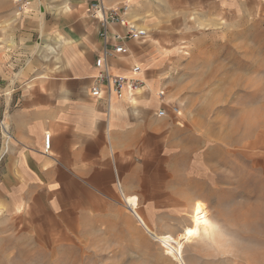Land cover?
Here are the masks:
<instances>
[{"label": "crops", "instance_id": "0c3cea01", "mask_svg": "<svg viewBox=\"0 0 264 264\" xmlns=\"http://www.w3.org/2000/svg\"><path fill=\"white\" fill-rule=\"evenodd\" d=\"M92 1L27 0L28 10L19 12L13 0H0V91L11 96L14 136L1 161V205L4 211L61 221L67 229L88 227L99 217L115 221L127 238L141 227L155 239L181 240L188 264H208L205 219L201 236L186 241L182 235L194 222L199 200H208L201 187L214 186L215 174L208 159L172 151L176 140L168 125L174 116L157 114L168 104L159 96L162 52L147 45L148 31L144 39L128 41L127 51L110 59L108 69L137 76L145 86L124 87L121 98L105 86L102 98H95V61L103 40L100 22L86 12ZM144 1L105 0L109 6L129 4V18L151 30L141 18ZM193 2L229 11L248 4ZM175 4L183 6V0ZM111 31L125 28L114 24ZM136 64L142 66L139 74L131 70Z\"/></svg>", "mask_w": 264, "mask_h": 264}, {"label": "rangeland", "instance_id": "374dc122", "mask_svg": "<svg viewBox=\"0 0 264 264\" xmlns=\"http://www.w3.org/2000/svg\"><path fill=\"white\" fill-rule=\"evenodd\" d=\"M175 1L145 0L141 18L162 52L167 108L181 110L168 125L172 151L208 159L215 174L199 200L208 264H264V0L230 11ZM5 208L0 198V264H180L141 227L127 238L109 218L67 229Z\"/></svg>", "mask_w": 264, "mask_h": 264}, {"label": "built area", "instance_id": "2783aa9c", "mask_svg": "<svg viewBox=\"0 0 264 264\" xmlns=\"http://www.w3.org/2000/svg\"><path fill=\"white\" fill-rule=\"evenodd\" d=\"M13 2L17 5L19 12L28 10L27 0H13ZM130 11L131 6L129 4L109 6L105 0H94L87 7V14L100 22L99 34L103 40L102 53L95 61V65L99 69L92 90V95L95 98H102L105 86L108 87L109 91H114L119 98L123 96L124 87H127L130 91H136L145 86V82L137 76L129 78L122 75H113L108 69L110 59L127 51L126 44L128 41L144 39L147 36V30L129 18ZM114 24L123 26L125 32H112L111 26ZM131 70L133 74H139L142 72V66L136 64ZM159 96L164 98L165 91H161ZM157 114L158 116L180 115L181 110L179 106L172 105L170 109L167 106L163 107ZM10 116L11 96L8 91H0V161L10 151L14 139ZM45 147L47 150L50 148V135L48 134L45 137Z\"/></svg>", "mask_w": 264, "mask_h": 264}, {"label": "bare ground", "instance_id": "6f19581e", "mask_svg": "<svg viewBox=\"0 0 264 264\" xmlns=\"http://www.w3.org/2000/svg\"><path fill=\"white\" fill-rule=\"evenodd\" d=\"M130 200H131V202L133 201V203L136 204L135 198L134 199L130 198ZM131 202H129V203H131ZM133 205H131V206H133ZM204 217H206L205 209L201 206L197 207L193 213L194 222L185 229V232L182 235V237L186 241H190L193 238L201 236L200 234H201L202 229L199 227L198 222L201 221L202 219H204ZM189 230H192L194 232V234L189 236V234H188ZM156 239L159 240L163 244V246L166 248V251L168 254L174 256L176 259L179 260L180 264H183V260L180 258V256H181L180 252L182 251L184 243L181 240H179L177 238L174 239L171 236H156Z\"/></svg>", "mask_w": 264, "mask_h": 264}, {"label": "snow or ice", "instance_id": "6c2138e0", "mask_svg": "<svg viewBox=\"0 0 264 264\" xmlns=\"http://www.w3.org/2000/svg\"><path fill=\"white\" fill-rule=\"evenodd\" d=\"M203 223L204 224H208V221L207 220H204ZM188 234H189V236H191V235L194 234V232L192 230H189V233Z\"/></svg>", "mask_w": 264, "mask_h": 264}]
</instances>
